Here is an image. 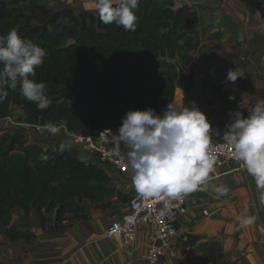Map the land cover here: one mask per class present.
<instances>
[{"label":"trees","instance_id":"trees-1","mask_svg":"<svg viewBox=\"0 0 264 264\" xmlns=\"http://www.w3.org/2000/svg\"><path fill=\"white\" fill-rule=\"evenodd\" d=\"M48 1L12 0L13 8L0 9V35L15 28L48 52L35 79L47 83L52 103L38 110L17 85L0 103L1 117L18 108L27 124L51 122L95 138L120 126L130 109L151 107L162 113L178 88L184 91V106L190 107L185 71L201 41L200 17L193 7L176 9L172 0H140L137 28L125 31L103 24L99 14L89 10L66 7L54 12ZM59 149L40 137L28 139L22 129L0 135L1 225L9 227L18 208L24 210V220L36 211L44 225L46 214L54 217L55 226L70 214L85 219L84 201L97 206L112 193L106 170ZM6 233L12 241L31 237L14 228Z\"/></svg>","mask_w":264,"mask_h":264},{"label":"crops","instance_id":"crops-1","mask_svg":"<svg viewBox=\"0 0 264 264\" xmlns=\"http://www.w3.org/2000/svg\"><path fill=\"white\" fill-rule=\"evenodd\" d=\"M56 1L61 3L58 10L75 7L66 0ZM80 1L88 3L81 9L98 13L97 0ZM172 1L176 9L193 7L200 17V47L191 53L192 62L185 71L189 106L198 107L224 133L230 111L247 115L249 105L264 98V0ZM235 68L243 78L233 87L225 81L227 71ZM230 95L235 100H229ZM184 97V91L178 88L174 103L184 106ZM19 117L25 118L20 113ZM7 128L13 132L11 126ZM61 132L45 138L52 145H67L80 161L95 162L106 170L112 193L97 206L84 201L86 218L77 220L70 214L59 226L50 214H46L44 225L36 211L24 220L25 212L18 208L9 227L0 224V264H149L147 250L161 245L154 228L142 229L136 241L125 248L105 237L111 223L127 212L128 201L135 194L131 176L89 156L82 158L75 144L60 136ZM214 186H226L229 192L219 195L213 191ZM259 196L260 190L247 171L227 164L209 178L202 192L189 196L188 212L179 217L180 233L174 240L178 257L164 264H264V205ZM245 211L256 219L241 228L237 217ZM9 228L31 237L12 241L6 233Z\"/></svg>","mask_w":264,"mask_h":264},{"label":"clouds","instance_id":"clouds-1","mask_svg":"<svg viewBox=\"0 0 264 264\" xmlns=\"http://www.w3.org/2000/svg\"><path fill=\"white\" fill-rule=\"evenodd\" d=\"M140 0H97L96 9L103 24H114L125 31H135ZM48 52L32 40L24 39L13 28L0 35V103L9 89L20 87V94L34 103L38 110L47 109L52 101L48 85L35 79L36 69L43 65ZM243 73L229 69L226 83L233 87ZM235 100L234 95L228 97ZM229 112L222 139L231 147L234 159L241 162L260 190L264 205V98L252 102L246 110ZM118 130L111 131L114 140L112 154L127 169L136 194L145 200H163L164 215L173 201L199 190L215 171L216 155L210 151L213 136H219L211 121L198 107H185L169 102L162 113L154 108L130 109L121 118ZM46 130L56 134L59 125L47 123ZM67 147L60 145V152ZM47 161L49 157H41ZM56 186V182L53 183ZM219 195H227L226 186L213 187ZM254 216L245 211L237 217L241 228L251 225Z\"/></svg>","mask_w":264,"mask_h":264},{"label":"built area","instance_id":"built-area-1","mask_svg":"<svg viewBox=\"0 0 264 264\" xmlns=\"http://www.w3.org/2000/svg\"><path fill=\"white\" fill-rule=\"evenodd\" d=\"M207 118L211 121L213 129L217 130L213 119ZM0 123H4L5 127L11 126L13 131L19 128L23 129V131H26L25 134L28 139L40 137L47 141L50 146L52 145L45 138L50 132L42 125H30L25 123L22 117L12 119V115L8 117L0 116ZM0 127H2L1 124ZM5 127L3 126V128ZM119 127L105 130H111L115 133ZM29 130L32 132H28ZM59 130H62V135L69 138L80 152L87 153L89 158H93L101 164L111 166L122 175H130L127 169L119 162V158L112 154L115 142L111 131L104 132L105 130H103L97 137L93 138L72 134L64 126L59 127ZM219 133V136H213V143L210 145L211 153L216 155L218 160L215 171L210 174V178H214L219 174L220 170L227 164H236L238 169L246 170L241 162L234 159L231 147L222 139L223 133L220 131ZM205 185H202L196 192H202ZM190 195L173 201L170 209L164 215H161L160 213L164 208L165 201L145 200L135 192L128 201L127 212L121 218L111 223L105 237L119 242L125 248L136 241L142 229L151 227L154 228L156 239L161 242V245L150 247L147 250L145 255L147 262L149 264H164L168 259L175 260L178 254L174 248V240L179 237L180 233L178 228L179 217L188 212V198Z\"/></svg>","mask_w":264,"mask_h":264},{"label":"rangeland","instance_id":"rangeland-1","mask_svg":"<svg viewBox=\"0 0 264 264\" xmlns=\"http://www.w3.org/2000/svg\"><path fill=\"white\" fill-rule=\"evenodd\" d=\"M11 1L12 0H0V9H6V8H13V6H12V4H11ZM63 1V0H62ZM66 4H74V8H76L77 10L78 9H81V8H83L84 6H88L87 4L88 3H86L85 4V2L83 1V2H81L80 0H66ZM48 6H49V8L50 9H52L54 12H58V11H61V10H58V8H60V6H61V3L60 2H58V1H56V0H49L48 1ZM71 6V5H70ZM64 8H66V7H64ZM63 8V9H64ZM92 12V11H91ZM98 14V13H97ZM11 114H12V119H16V118H19V113L20 114H23L22 112H21V110H19L18 108H14L13 109V111H11L10 112ZM24 117H25V115H24ZM1 126L2 127H0V135H2L3 134V132H8V131H6V130H10L9 128H7V127H5V125H4V123H1ZM3 126L5 127V128H3ZM27 128H29V127H27ZM12 130V129H11ZM17 130H20V128L19 129H17ZM23 130V129H22ZM24 132H26V131H24ZM28 132H32V131H28ZM64 132V131H63ZM60 136H65V135H62V132H61V135ZM49 141V140H48Z\"/></svg>","mask_w":264,"mask_h":264},{"label":"water","instance_id":"water-1","mask_svg":"<svg viewBox=\"0 0 264 264\" xmlns=\"http://www.w3.org/2000/svg\"><path fill=\"white\" fill-rule=\"evenodd\" d=\"M81 153V157L82 158H85V157H87L88 156V154L87 153H85V152H80ZM75 157V156H74ZM76 158V157H75ZM77 159V158H76ZM79 160V159H78ZM80 161V160H79ZM82 162V161H81ZM85 163V162H84Z\"/></svg>","mask_w":264,"mask_h":264}]
</instances>
